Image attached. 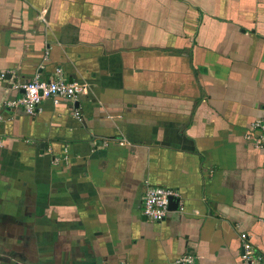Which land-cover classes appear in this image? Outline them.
Wrapping results in <instances>:
<instances>
[{
  "label": "crops",
  "instance_id": "crops-1",
  "mask_svg": "<svg viewBox=\"0 0 264 264\" xmlns=\"http://www.w3.org/2000/svg\"><path fill=\"white\" fill-rule=\"evenodd\" d=\"M55 68L87 94L0 107V264L264 257V0H0L1 99Z\"/></svg>",
  "mask_w": 264,
  "mask_h": 264
},
{
  "label": "built area",
  "instance_id": "built-area-1",
  "mask_svg": "<svg viewBox=\"0 0 264 264\" xmlns=\"http://www.w3.org/2000/svg\"><path fill=\"white\" fill-rule=\"evenodd\" d=\"M40 68H42L41 65ZM39 69L29 79L12 84L14 89L19 90V96L4 99L0 97V107L19 109L26 114L33 115L39 112L40 104L44 100H50L53 105H57L63 101H74L78 95H86L88 92L85 84L76 80L65 79L59 68H55L50 76H44ZM3 76L4 74L1 72L0 78ZM73 114L78 116V111L74 110ZM250 127L257 135L256 146L263 145L264 116L251 122ZM174 199H179L177 190L144 183L140 197L141 213L145 218L159 222L169 211V201ZM238 239L240 241L239 257L243 262L264 264L262 253L253 247L245 232H239ZM190 262H192L191 255H181L174 261L175 264H188Z\"/></svg>",
  "mask_w": 264,
  "mask_h": 264
},
{
  "label": "water",
  "instance_id": "water-1",
  "mask_svg": "<svg viewBox=\"0 0 264 264\" xmlns=\"http://www.w3.org/2000/svg\"><path fill=\"white\" fill-rule=\"evenodd\" d=\"M176 201H177L176 199L170 200L168 204V208H170L172 204H176Z\"/></svg>",
  "mask_w": 264,
  "mask_h": 264
}]
</instances>
